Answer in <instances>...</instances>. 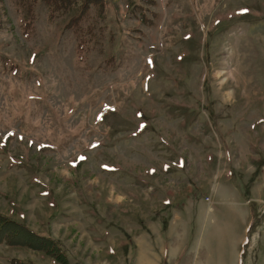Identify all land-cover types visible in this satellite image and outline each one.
<instances>
[{
  "label": "rangeland",
  "instance_id": "374dc122",
  "mask_svg": "<svg viewBox=\"0 0 264 264\" xmlns=\"http://www.w3.org/2000/svg\"><path fill=\"white\" fill-rule=\"evenodd\" d=\"M81 2L0 0V213L68 264H166L171 172L201 170L218 128L264 123V0H103L66 28ZM259 208L239 249L198 211L174 264H264ZM11 259L60 264L0 244Z\"/></svg>",
  "mask_w": 264,
  "mask_h": 264
},
{
  "label": "crops",
  "instance_id": "0c3cea01",
  "mask_svg": "<svg viewBox=\"0 0 264 264\" xmlns=\"http://www.w3.org/2000/svg\"><path fill=\"white\" fill-rule=\"evenodd\" d=\"M230 124L228 128H218L215 137L219 147L213 148L210 160H206L201 170H198V164L203 165L200 162L196 163V170L184 166L182 170L171 172L170 181L176 187L171 193L165 192V198L170 199L172 205L163 212L167 217V229L161 233L163 238L159 237L162 239L160 255L170 258L166 264H174L181 256L180 249L174 247L177 236L173 229L176 231L185 223L183 231L187 235L189 223L198 217V211L206 217L210 212L219 214L222 220L214 222L225 229L229 241L238 240V249L246 243L250 225L260 213V204L264 202V123L253 130L238 118ZM220 126L225 127L223 121ZM186 163L191 165L188 160ZM260 225L258 250L262 248L260 252L263 253L264 221Z\"/></svg>",
  "mask_w": 264,
  "mask_h": 264
},
{
  "label": "trees",
  "instance_id": "16d2710c",
  "mask_svg": "<svg viewBox=\"0 0 264 264\" xmlns=\"http://www.w3.org/2000/svg\"><path fill=\"white\" fill-rule=\"evenodd\" d=\"M51 13L66 11L74 2L79 0H43ZM79 14L70 19L66 24V28L77 26L87 15L91 5L103 6V0H81ZM31 11V10H30ZM155 15V14H154ZM143 19L145 17L143 16ZM7 246L26 247L34 251H40L53 258L60 264H68V258L62 250L58 241L37 234L29 227L9 219L0 213V244ZM12 264H25L17 259H11Z\"/></svg>",
  "mask_w": 264,
  "mask_h": 264
},
{
  "label": "bare ground",
  "instance_id": "6f19581e",
  "mask_svg": "<svg viewBox=\"0 0 264 264\" xmlns=\"http://www.w3.org/2000/svg\"><path fill=\"white\" fill-rule=\"evenodd\" d=\"M231 58V57H230ZM232 58H233V56H232ZM230 66V65H229ZM229 68H232V66H230ZM234 67L232 68V70L231 71H229V73H228V75L229 76H231V78L233 77V78H235V76H234ZM236 71V70H235ZM235 80V79H234Z\"/></svg>",
  "mask_w": 264,
  "mask_h": 264
}]
</instances>
